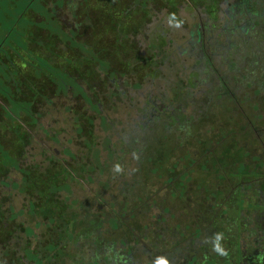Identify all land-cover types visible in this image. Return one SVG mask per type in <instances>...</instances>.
<instances>
[{
  "label": "rangeland",
  "instance_id": "374dc122",
  "mask_svg": "<svg viewBox=\"0 0 264 264\" xmlns=\"http://www.w3.org/2000/svg\"><path fill=\"white\" fill-rule=\"evenodd\" d=\"M212 1L214 0H205V3L199 2L198 5L193 7L194 2L182 0V3L177 5L178 10H175L176 12L174 11L173 15L169 14L170 10L167 6L165 9L162 4H150L155 13L151 20L147 21V25H144L136 39L134 38V43L141 48L140 52L143 50L144 54H147L148 50L150 54L154 55L153 62L155 66H145L143 60H140V65H142L140 67L138 60H131L129 63L133 64H127V67L124 63L125 58L118 55L115 59L119 60V66L116 60L114 69L126 75H110L106 72L108 61L97 58L93 49V57L99 64V71L104 73H99L102 75L100 76L96 71L95 80L98 81H91L96 88L95 93L91 92L89 86L83 85L85 90L89 92V96L85 98L87 94L82 93L84 98L74 97L72 93L78 91L79 84L76 85L73 83L74 81L70 80L67 85H71L69 87L71 93L52 94L51 92V94H47L46 103L41 102L40 97H37L32 111L35 119L30 118L32 117L31 114H27V116L22 114V119L18 123L12 121L17 116L13 118L12 116H15L13 111L19 112L20 110L9 104L11 108L6 109L4 114L10 124H6V127H0V130L7 132L8 126L10 128L8 132L13 135L14 128H19V130L22 128V130H26V134L34 131L36 138L42 140L39 145L33 142L36 138L30 134L33 141L31 140L29 146H22V148H27V152L12 153V155L19 156V165L16 163L10 168L9 186H0V198H3L4 195L5 197L10 196L16 221L27 222L35 229L39 237L43 236L44 240L49 237L48 234L50 233L45 225L35 226V222L45 221V218L42 215L29 214L27 194L25 191L14 188L15 184L12 183L21 181L23 173L20 172V168L29 170L36 168V165L44 164L43 149H51L50 154H53V151L57 149L61 151L63 156L66 152L67 154L72 152L78 157L75 162L70 160L69 157L64 156V158L68 160L66 165H68V162L74 163L77 172H84L82 166L84 167L88 163L94 165L90 167L89 175L76 173L75 179L69 181V191H61L62 194H67L70 198L73 197V199L79 201L81 206H78V204L76 206L81 215H83L84 209H89L85 208L86 205L91 207V204L88 205V203L95 200L96 192L98 195L102 193L106 201L118 203L122 202L123 199V197H120V188L123 183L131 181L130 185L136 181H141L143 185L141 183L140 185L149 189L148 187L151 186V184H148L149 172L154 164L145 162L140 165L139 170L138 161L141 159L147 160V157L153 160V157H157L155 163H161L164 167L170 166L171 161H168L171 160L170 156L175 155V160L181 155L182 150L177 142L173 144L169 143L170 141L167 139L163 141L168 133L171 139H177L178 131L172 129L168 132V129L163 125H157V127L154 125V128L156 127L154 131H150L151 127L148 126L147 131H145L139 125L142 121V115L138 110L141 106H146L145 102L149 97L157 102L158 109L161 107V103L178 108L179 112L183 108V113L181 112L180 115L182 122L191 116L189 121L183 123L185 124L184 128L187 129L182 130L183 140L188 141V144L195 145L193 141L203 139L205 129L213 131L217 125L226 123L227 114L207 111L209 103L216 102L217 93L221 91L218 78L224 77L230 81V86L236 91L239 101L242 100L248 83L253 80H264V0H217L215 11H212L209 6ZM96 3L93 1L90 3V17H92L91 11L97 8ZM75 4L78 10L80 8L79 0H76ZM124 4L122 3L121 6ZM113 5H116V3ZM113 5L108 4L107 7ZM140 7L141 10L145 8L142 5ZM67 12L68 6L65 5L62 7L60 15L66 16ZM94 31L100 33L97 26ZM123 31L124 29L121 30L122 39L118 37L113 39L107 35L98 34L97 39L103 45L113 44V48L120 47L122 50L127 48L132 52L135 47L131 42L132 36L135 34ZM198 32H201V40L203 39L201 42H199ZM159 35L168 44L161 46L160 42L164 44L165 41H162V39L155 41ZM89 36L87 35V38ZM85 37V35L80 36L81 39ZM153 44H156L158 48L150 51L148 46H153ZM86 50H88V55H91L90 50L88 48ZM114 55L116 54L112 56ZM124 66L126 67L124 68ZM149 70L154 71L150 72ZM89 73L92 74V71L89 70ZM101 77H103V80H101ZM115 85L118 86L115 87ZM119 86L121 90H119ZM108 87L114 90L117 96L108 93L111 97H105L103 92H106ZM22 91H25L22 94L24 98L30 96L26 87H23ZM123 91L125 93H122ZM247 91L255 92L251 89ZM0 92L2 91L0 90ZM241 92L243 93L241 94ZM0 103L4 104L2 99H0ZM262 103L264 104V98ZM221 107L228 108V101L224 100ZM19 108L26 113L29 111L28 108ZM8 111L10 112L7 113ZM161 113L164 114V107ZM162 118L163 121L160 123L164 122V116ZM1 124L3 123H0V126ZM30 129L33 131H30ZM9 137L12 138V136ZM154 140L158 143L153 147ZM4 142L8 143V141ZM89 143L90 146L88 147ZM94 143H97L98 146H94ZM107 150H110L109 154ZM0 153L3 154L2 158L5 159V153L3 151ZM44 165L48 166L49 163ZM117 167L119 171L116 170ZM103 183H106V190L101 187ZM128 187L126 184L128 192L132 193L134 190H129ZM144 188L137 189L141 191ZM152 191L149 190L147 193L150 195ZM126 203L129 206V203ZM117 207L123 212L128 209V207L120 206V204ZM104 208L107 207L102 209ZM147 217L136 218L137 220H131L127 217L126 222L129 223V226L132 225L136 228L138 234H149V227L145 231V224L149 222V217ZM106 220L107 216H104V222L103 219L101 221L105 225L103 224L98 229L99 234L92 235L96 237L95 239H92V237L87 239L86 236H81L77 237L73 243L75 251L78 252L77 254L75 252V254L79 259L82 258L85 263L94 261L91 260L90 256L100 258L103 251L109 249L110 252H113V249H116V246L120 244L113 243L118 236L110 234V228L106 227ZM57 223L63 224L62 220L59 219ZM80 223L83 224V222ZM53 237L57 238V235ZM90 240H94L95 243ZM45 243L41 245L35 243L33 245L35 248L39 246L38 248L42 252ZM97 246H100V248H97Z\"/></svg>",
  "mask_w": 264,
  "mask_h": 264
},
{
  "label": "trees",
  "instance_id": "16d2710c",
  "mask_svg": "<svg viewBox=\"0 0 264 264\" xmlns=\"http://www.w3.org/2000/svg\"><path fill=\"white\" fill-rule=\"evenodd\" d=\"M92 1L97 2V8L91 11L92 17H90ZM75 2L76 0H0V90L2 91L0 99L4 102V104L0 103V123H3L0 127L10 124L4 114L6 109L11 108L9 104L20 110L14 112V107L12 108L13 114H15L12 118L17 116L16 119H12L13 122L18 123L22 119V114L26 116L31 114L32 117L28 116L35 119L32 111L37 97H40L41 102L46 103L47 94H51V92L52 94L71 93L69 91L71 85H67L70 80L74 81L73 83L76 85L79 84L78 91L72 93L74 97L84 98V93L87 94L85 98L89 96V92L83 85L89 86L91 92L95 93L96 88L91 81L96 79L97 72L99 74L102 71H99V64L93 57V49L97 58L108 61L106 72L110 75L125 74L114 69V63L117 60L115 58L118 55L125 58L126 66L133 64L129 63L131 60H138L139 65L140 60H143L145 66H155L154 55L150 54L148 50L147 54H144L143 50L140 52L141 48L136 46L134 38L136 39L144 25L151 20L155 13L150 6L151 3H153L152 5L162 4L165 9L166 6L169 7V14L173 15L182 0H79L80 8L78 10ZM114 3L116 5H113ZM122 3L125 4L121 6ZM108 4L113 6L107 7ZM65 5L68 6V12L66 16H62L60 13ZM141 5L145 7L142 10L140 9ZM194 5H198V3L194 1ZM81 9L82 13L80 14ZM96 10L98 11L96 12ZM96 26L100 31L99 34L94 31ZM123 29V32L135 34L132 36L131 44L135 47L132 52L127 48L124 50L120 47L113 48V44L103 45L97 39V34L107 35L113 39L117 37L122 39L121 30ZM81 35L86 37L81 39ZM87 35H90L89 38ZM159 39L165 41L161 35L156 37L155 41ZM160 43L161 46L168 44L167 41L164 44ZM86 48L90 50L91 55H88ZM157 48L156 44L148 46L150 51ZM113 54L116 55L112 56ZM89 70L92 71V74L89 73ZM149 71L153 72L154 70ZM102 78L101 80H103ZM23 87H26L30 94L27 98L22 95L25 92L22 91ZM109 89L111 88H106V91ZM230 89V91H234L231 86ZM250 89L255 92L264 91V80H253L248 83L245 90ZM230 91L225 88L223 92ZM6 93L9 94L5 95ZM222 98L228 101V108L234 105L232 96L224 95ZM260 99L263 100V97ZM217 104L216 101L212 104L209 103L208 106L216 107ZM19 107L28 108L29 111L26 113ZM224 113L228 114V112H222V114ZM8 129L10 128L7 126V132L0 130V152L3 151L6 156L3 159V154L0 153V186H9L10 168L16 163L19 165V156L12 155V153H26L27 148H22V146H29L31 144L29 139H32L30 134H26L25 129L23 131L22 128L21 130L14 128L13 135L8 132ZM4 141H8V143ZM94 146H98V144L94 143ZM48 163V166L44 165ZM48 163L36 165V168L29 170L19 167L23 177L21 181L12 182L15 184L14 188L25 191L27 194L29 214L42 215L45 218V221L35 222V226L45 225L50 233L48 241L44 240L43 236L39 237L35 229L27 222L15 220L10 196L5 197L4 195L3 198H0V264H103L99 263L100 258L97 256H90L91 260H94L90 263H85L82 258L79 259L73 243L77 237L86 236L88 239L94 234H99L98 229L103 224L105 225L101 222L102 219L104 220L105 213H108L109 223L106 224V227L110 228V234L120 235L119 225L116 222L122 211L117 208L100 209L86 205L85 208L89 209L79 210L83 211V215H81L76 206L77 204L81 206L79 201L61 193V191L70 190V185L65 181L68 179L69 171L76 169H69L63 164L59 167L60 163L53 158H50ZM102 185L106 187V183ZM97 195L98 193L95 200L91 201L93 206L96 205L95 201L100 198ZM103 199L97 201L103 202ZM82 218L84 219L81 221ZM58 219L62 220L63 224L57 223ZM80 222L87 224L83 225ZM81 228L83 229L80 230ZM130 233L132 234V232ZM52 234L57 235V238ZM90 241L95 243L94 240ZM35 243L39 245L45 243L42 252L39 250V246L35 248L33 245ZM70 243L71 245H69ZM104 258L108 264L118 263L113 255H104Z\"/></svg>",
  "mask_w": 264,
  "mask_h": 264
},
{
  "label": "flooded vegetation",
  "instance_id": "af4514ba",
  "mask_svg": "<svg viewBox=\"0 0 264 264\" xmlns=\"http://www.w3.org/2000/svg\"><path fill=\"white\" fill-rule=\"evenodd\" d=\"M190 1L205 3V0ZM216 1L209 5L212 11L216 9ZM198 36L201 42V32ZM218 80L221 91L216 99L220 105L208 106L207 111L228 112V118L212 132L205 129V137L193 141L195 145L183 140L182 130L187 129L183 123L191 119L189 116L183 122L180 120L183 108L181 113L178 108L161 103L158 109L157 102L151 97L146 100V106L139 108L142 115L139 125L145 131L148 126L154 131L157 125H163L168 132L172 129L179 132L177 139H171L168 133L163 141L177 142L182 147L181 155L175 160V155L170 156L171 165L165 167L154 162L157 157L138 161L139 170L145 162L154 164L152 168L150 166L149 189L141 186V181L129 185V179L130 182L123 183L120 188L122 202H108L99 195L97 200L104 199L103 202L96 200L95 208L119 209V204L128 207V212L122 210L116 222L120 235L113 243L120 244L113 252L103 251L99 263L108 264L104 255H113L117 264H264V104L260 99L264 98V91L241 92L244 96L239 101L236 91H230V81L224 77ZM225 88L230 92H223ZM108 93L117 96L109 89L104 92L107 98L111 97ZM224 95L232 96L233 107H221ZM163 107L164 114L161 113ZM163 116L164 122L160 123ZM29 134L36 138L34 131ZM40 141L36 138L33 142L40 145ZM157 143L155 141L153 147ZM50 151L49 148L42 150L46 163L53 158L60 163L59 167L63 164L69 169L75 168L72 162L66 165L68 160L64 158L69 157L75 162L78 157L72 152L67 154L65 150L63 156L57 149L53 154ZM93 166L89 163L82 166L84 172L71 169L65 183L70 185V178L72 176L71 180H74L76 173L89 175ZM126 184L129 190H134L132 193L128 192ZM102 189L106 190L104 186ZM149 190H153L150 195ZM147 216L149 222L145 224V231L149 227V234H138L137 229L126 222L127 217L137 220Z\"/></svg>",
  "mask_w": 264,
  "mask_h": 264
},
{
  "label": "clouds",
  "instance_id": "9594fccd",
  "mask_svg": "<svg viewBox=\"0 0 264 264\" xmlns=\"http://www.w3.org/2000/svg\"><path fill=\"white\" fill-rule=\"evenodd\" d=\"M117 171H119V168L117 167V169H116Z\"/></svg>",
  "mask_w": 264,
  "mask_h": 264
}]
</instances>
